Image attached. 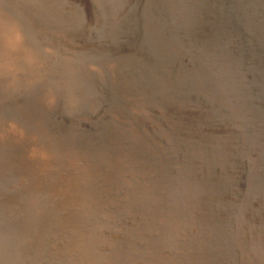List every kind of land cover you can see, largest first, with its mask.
<instances>
[{"label":"bare ground","instance_id":"6f19581e","mask_svg":"<svg viewBox=\"0 0 264 264\" xmlns=\"http://www.w3.org/2000/svg\"><path fill=\"white\" fill-rule=\"evenodd\" d=\"M10 4L38 31L40 51L28 48ZM89 4L95 37L75 0H52L47 12L0 0V92L23 81L46 106L41 131H7L8 150L35 166L0 160V264L37 251L39 264H79L57 256L65 236L69 246L91 243L84 264L142 253L149 264H245L244 241L263 257L264 0ZM57 116L108 147L104 200L70 192L62 140L45 131L58 130Z\"/></svg>","mask_w":264,"mask_h":264},{"label":"water","instance_id":"95a60500","mask_svg":"<svg viewBox=\"0 0 264 264\" xmlns=\"http://www.w3.org/2000/svg\"><path fill=\"white\" fill-rule=\"evenodd\" d=\"M24 2H34L35 8L45 12L47 9L51 10L52 0H16V5H22ZM66 11L68 16L73 15L68 10ZM70 66L71 63H68V67ZM50 79L51 77L44 88L47 99L46 89L50 85ZM41 95L39 96L37 90L33 89L29 94L22 92L10 97H2L0 102V160L3 158L4 167L13 164L14 160L24 159L31 172H34L32 169L35 164L23 153L24 150L18 151L19 153L12 152L13 149L10 148L8 150L7 131L10 124L14 126L22 124L27 130L41 131L40 120L46 119L43 92ZM69 106L70 112L74 115L78 105L73 103ZM45 131L62 140L59 156L63 170L68 176L67 186L70 187L72 195L78 194L79 191L82 193L80 195L87 198L89 202L90 199L94 202L104 200L101 194L106 193V188L102 184V178L108 172L107 168L109 169L111 163L109 150L104 141L82 122L72 124L62 130L50 131L47 129ZM110 200L113 202L112 198ZM245 242L242 245L239 261L245 264L249 262H251L250 264H264V256L262 257L260 254L259 245L247 246Z\"/></svg>","mask_w":264,"mask_h":264},{"label":"rangeland","instance_id":"374dc122","mask_svg":"<svg viewBox=\"0 0 264 264\" xmlns=\"http://www.w3.org/2000/svg\"><path fill=\"white\" fill-rule=\"evenodd\" d=\"M75 2L77 3V6L78 8L82 11L85 19H87V24H86V33L90 35H92L93 37H95V24H94V17H92L91 13H92V7L91 5L89 4V0H75ZM10 11L13 12L16 16V17H19L21 19V22L19 21V23L17 24V26L19 25V28L21 29V31L23 32L24 34V37H25V42L28 46V48L30 50H33L35 52H38L40 51L41 49V44H42V40L40 38V36L38 35V31L33 28L32 26L28 25L27 24V19L25 18V16L23 15L24 13L18 9L17 7H10ZM23 13V14H21ZM13 20H11L12 22ZM94 30V31H93ZM95 32V33H94ZM30 37V38H29ZM53 56H49L50 59H53L52 58ZM23 84V85H21ZM25 83L23 81H20L18 84H16L15 87L11 88L10 90H6V91H1L0 92V102H1V98L2 97H7V96H13L14 94L15 95H18L19 93H21L22 91L23 92H26V87L24 85ZM18 85V86H17ZM25 87V88H24ZM20 89V90H18ZM59 116L55 117L52 123V125L54 126V124H56V127L54 126L55 129H58V130H61V129H64V127L66 128V125H64L65 123H63V119H61L59 121ZM55 122V123H54ZM61 123V124H59ZM64 127H63V126ZM51 126V124H50ZM61 126V127H60ZM69 126V125H68ZM67 126V127H68ZM60 128V129H59ZM50 197H48L49 199ZM34 232H31L30 233V236L27 238V240L31 243L32 242V236H33ZM95 235L96 234H99V233H94ZM93 233H91V237H93L94 235ZM97 236V235H96ZM121 237H118V238H115L117 241L121 240L120 239ZM62 240V241H61ZM61 240H58V242L55 244L56 246V249H57V256L59 257V259L64 262V261H69L71 258L76 260V261H79L78 263L79 264H84L83 262L84 261H87V258L85 257V253L83 252V244H87V243H90V242H82V241H79L77 242V244H73L71 246H69L68 242H69V239L67 236H65V238H61ZM91 244V243H90ZM93 247H94V250L98 253H106L108 254L109 251L107 250V248L105 247L104 248H101L99 246H96V244H93ZM97 247V248H96ZM98 249V250H97ZM100 249V250H99ZM60 251V252H59ZM107 251V252H106ZM73 256V257H71ZM64 257V258H63ZM20 261L23 263V264H34V262L36 264H39V261H40V254H38V251L36 252L35 255H33L32 259L31 258H26L25 256H22V258H19ZM58 259V258H57ZM78 259V260H77ZM130 261V262H129ZM128 263L129 264H149V260L147 261V256L142 253L141 254V257L139 256V260L138 261H131L129 260ZM87 264V263H86ZM90 264H95L93 262H90ZM100 264V263H98Z\"/></svg>","mask_w":264,"mask_h":264}]
</instances>
